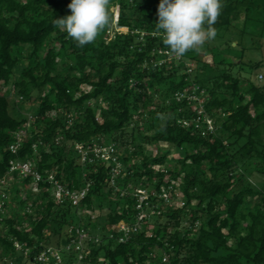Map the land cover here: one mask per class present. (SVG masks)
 <instances>
[{
	"label": "trees",
	"instance_id": "1",
	"mask_svg": "<svg viewBox=\"0 0 264 264\" xmlns=\"http://www.w3.org/2000/svg\"><path fill=\"white\" fill-rule=\"evenodd\" d=\"M70 2L0 0V83L12 84L20 104L35 106L30 118H19L8 95L0 94V179L11 161L30 160L34 170L54 171L72 190L89 183L79 206L84 213L77 215L69 202L55 204L47 183L38 184L36 193L32 179H22V188L13 189L16 211L0 214V259L27 261L15 250V240L35 252L62 249L63 264H71L76 254L67 255L65 248L77 237L70 227L78 226L101 238L86 241L81 264H164V254L169 264H264V192L252 181L264 175V85L257 77L262 61H244L241 43L253 0H222L215 38L224 42L206 41L171 67L158 64L160 50L172 52L156 25L160 0H118L117 24L127 33L106 43L110 21L83 47L55 24L70 14ZM186 63L193 64L190 74ZM244 70L249 75L243 76ZM192 85L205 91L213 134L200 136L178 123L194 114L174 96ZM24 129L27 134L12 153L14 134ZM77 143L115 147L125 170L115 180L120 190L110 184L113 164H82ZM148 144L154 153L146 152ZM162 144L164 151L158 148ZM178 179L182 207L163 205L161 199L159 215L145 221L137 235L124 243L106 237L105 228L133 219L135 199L121 195L128 184L154 181L158 192ZM96 208L104 211L102 222L90 215Z\"/></svg>",
	"mask_w": 264,
	"mask_h": 264
},
{
	"label": "built area",
	"instance_id": "2",
	"mask_svg": "<svg viewBox=\"0 0 264 264\" xmlns=\"http://www.w3.org/2000/svg\"><path fill=\"white\" fill-rule=\"evenodd\" d=\"M163 58L158 62L159 65L166 64L171 67L172 61L182 62L183 56H177L175 53L170 51H159ZM186 73L190 74L193 71V64H185ZM264 77L262 75L258 76V81L263 82ZM205 91L200 89L197 85H192L183 89L181 92L175 94L176 101H185L186 106L191 108L193 116L188 119H180L178 123L183 128L195 129L201 135L205 136L208 134H213L216 130L213 118H211L205 111L204 106V95ZM26 130L18 131L14 134L13 142L9 146L12 153H16L21 145L22 138L26 136ZM74 149L77 151L80 162L82 164L86 163H105L111 162L113 167L110 170V184L115 187V180L125 174L123 170V164L116 155L115 147L112 144L103 146L99 143H94L93 145L83 146L80 143L74 145ZM35 164L33 161H18L13 160L10 162V168L6 176L0 179V212L5 206V199L8 198L5 185L8 179L14 174L17 177L24 179L30 177L32 179V190L36 193L40 191L38 184L47 183L48 190L52 196V200L55 204L61 205L65 202H69L73 207L77 209V215L84 213L80 209V204L83 199H85L89 183L85 187L79 190H72L62 184L57 178H55V172H45L41 174L39 171L34 170ZM180 179L176 181H170L168 186L161 185L160 191L155 190L153 183L148 186L138 185L134 187L132 184H128L124 189L121 190V195L130 194L132 198L135 199V213L133 219L127 224L126 221H120L119 223L105 228L106 237L109 240H116L119 243H124L130 239L131 236L137 235L142 231V224L147 221L152 223L154 218L159 215L161 202L163 199V205H168L171 207H182L183 199L181 205L174 204L176 202L175 198L181 194L179 190ZM116 190H120L115 187ZM182 196V194H181ZM2 228V223H0V229ZM70 232L74 231L77 236L76 239H72L70 244L65 248L69 254H76V259L71 264H81L84 260L85 243L86 241H93L94 243L101 242V238L98 235H91L83 228L78 226H71ZM147 235H150L149 232ZM15 250L23 259L27 260L28 264H63V251L62 249H57L55 247L49 246L40 249L35 252L33 248L24 247L15 240L13 241ZM34 252V253H33ZM162 263L169 264L168 255L164 254L161 258ZM16 259L13 257H2L0 259V264H17Z\"/></svg>",
	"mask_w": 264,
	"mask_h": 264
},
{
	"label": "clouds",
	"instance_id": "3",
	"mask_svg": "<svg viewBox=\"0 0 264 264\" xmlns=\"http://www.w3.org/2000/svg\"><path fill=\"white\" fill-rule=\"evenodd\" d=\"M109 0H71L70 14L55 20L56 26L81 47L95 40L110 23ZM222 0H160L156 25L164 32V44L177 56L215 39V24ZM206 25V27H205Z\"/></svg>",
	"mask_w": 264,
	"mask_h": 264
},
{
	"label": "rangeland",
	"instance_id": "4",
	"mask_svg": "<svg viewBox=\"0 0 264 264\" xmlns=\"http://www.w3.org/2000/svg\"><path fill=\"white\" fill-rule=\"evenodd\" d=\"M254 2V6L253 9L251 10V12H249V17L251 18V21H249V25L246 27V32L247 35H245L244 39L242 40V44L243 47L245 49L244 52V61H262V67L260 69V71H262L263 73H258L259 75L262 74L264 77V0H253ZM118 0H116L115 2H113V0H109L108 2V11L110 12V26L107 30V35L104 37V41L107 43L109 41H111L114 36L116 34H126L127 30L124 28H121L118 26L117 22H118V16H119V7L117 5ZM242 21H238L236 22V26L237 27H241ZM63 29V28H62ZM234 40V39H233ZM238 40V39H237ZM237 40L232 42V47L235 46L237 44ZM223 40L220 39H213L209 41V45L210 46H214L217 44V46H219L220 43H223ZM56 46H58V44H56ZM25 52V51H24ZM231 55H237L239 54V52L236 51H232L230 52ZM22 68V65H20L18 68H16L14 70V76L12 77L13 80H17L20 74V70ZM248 70H244V72L242 73L243 76H247L248 74ZM258 77V75H257ZM261 84L264 85V80L263 82H261ZM86 87H81V90H85ZM0 94H5L8 95L9 100L11 101V104L13 106L12 109H14L15 114L19 113V118L21 117H27L30 118L31 117V111L33 110V108L35 106H33V104H30L29 106H27V104L23 105L20 104V102L18 101V99L15 98L14 96V90L12 87V84L9 85H4L2 83H0ZM15 117H18L16 115H14ZM30 119H29V124H30ZM161 123H163V121H161ZM126 132L128 134H131V128L127 129ZM153 145L148 144L145 146V150L148 154L150 153H154L153 150ZM161 151H164L167 149L166 145H159L158 147ZM175 156V154H173V151L171 152V154L169 155L168 159L169 161L173 159V157ZM158 171L159 170H163L164 167L160 166L157 167ZM253 183L255 184V186L260 189L262 192H264V175H254L252 178ZM152 183L154 184V181H152ZM17 186L19 188H22V179L19 177H15V176H11L8 179V182L5 185V190L8 194V204L9 207L3 208L2 211L0 212V214L3 216H10L14 211H16L15 205H14V201H12L13 197H14V187ZM32 187L30 186V189ZM22 197H25L24 193H22ZM176 202H174V204H179L181 205L182 203V196L181 194L179 196H177L175 198ZM29 212L33 213L32 210H29ZM104 211L101 212V209L96 208L94 209V211H91V217L92 218H96L97 220L99 219V221L102 222V220L104 219ZM73 224H76V222H74ZM25 228H30L29 225H25ZM92 235H96L92 234ZM1 251V248H0ZM20 264H28L27 262H22L19 261Z\"/></svg>",
	"mask_w": 264,
	"mask_h": 264
},
{
	"label": "bare ground",
	"instance_id": "5",
	"mask_svg": "<svg viewBox=\"0 0 264 264\" xmlns=\"http://www.w3.org/2000/svg\"><path fill=\"white\" fill-rule=\"evenodd\" d=\"M125 29V28H124Z\"/></svg>",
	"mask_w": 264,
	"mask_h": 264
}]
</instances>
